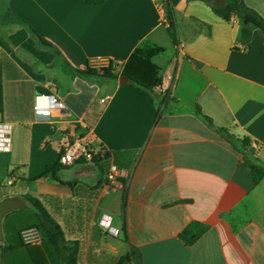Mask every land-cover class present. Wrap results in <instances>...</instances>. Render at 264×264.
Segmentation results:
<instances>
[{
  "label": "crops",
  "instance_id": "0c3cea01",
  "mask_svg": "<svg viewBox=\"0 0 264 264\" xmlns=\"http://www.w3.org/2000/svg\"><path fill=\"white\" fill-rule=\"evenodd\" d=\"M164 1L0 0V122L10 127L0 264H64L27 197L60 229L62 253L77 243V264H115L126 252L131 264H264V178L254 184L234 148L247 137L264 163V37L254 30L243 47L237 19L168 0L174 44ZM243 1L264 19V0ZM144 42L163 49L152 58L161 77L153 94L81 73L124 63ZM50 95L65 111L48 122L33 107L47 109ZM89 131L91 148L108 155L103 172L85 160L47 173ZM111 168L126 173L117 188ZM106 217L117 236L100 226ZM191 223L207 229L187 246L180 235Z\"/></svg>",
  "mask_w": 264,
  "mask_h": 264
},
{
  "label": "trees",
  "instance_id": "16d2710c",
  "mask_svg": "<svg viewBox=\"0 0 264 264\" xmlns=\"http://www.w3.org/2000/svg\"><path fill=\"white\" fill-rule=\"evenodd\" d=\"M205 3L211 11L220 19L225 22H230L233 18L239 22V43L241 46H245L252 39V33L254 30H258L264 37V19L249 8L243 0H198ZM164 19L167 25L168 33L174 44H177L176 36L174 33V21L173 13L168 0L163 2ZM32 37L37 40L42 46L50 47L51 44L47 40L40 38L28 28ZM239 50V48H236ZM163 49L155 46L149 42L142 43L136 48L130 55L129 59L124 63L117 61H108L105 66L98 68L87 67L81 73L84 75H91L108 80H118L121 77L127 79L126 85L135 87L136 89L153 94L154 88L161 85V77L159 75V68L152 62V58L161 54ZM194 113L198 116L208 127L219 133L220 135L232 140L226 129L216 128L213 126L212 121L205 115H203L196 107ZM250 146V140L247 137L241 138V143L236 141V151L242 155L243 163L249 170L250 179L254 184H259L264 178V163L260 160L253 158L248 148ZM91 162L103 172V163L106 161L108 155L102 149L97 151L90 148ZM80 161H85L82 158ZM63 167L57 162L55 166L50 168L47 173L55 174ZM27 201L31 204L37 213V217L41 225L48 230V237L55 246L58 256L61 258L64 264H77L78 245L76 242H71L70 247L64 249L62 253V246L68 244L60 229L50 219L49 215L42 207L39 201L27 197ZM123 208V205H122ZM207 227L198 223H191L180 235L181 240L187 246L192 245L205 231ZM134 252H126L122 256L118 257L115 264H131L135 259Z\"/></svg>",
  "mask_w": 264,
  "mask_h": 264
},
{
  "label": "built area",
  "instance_id": "2783aa9c",
  "mask_svg": "<svg viewBox=\"0 0 264 264\" xmlns=\"http://www.w3.org/2000/svg\"><path fill=\"white\" fill-rule=\"evenodd\" d=\"M49 99V106L47 109L42 110L38 105H34L33 110L37 115L38 119L43 121L51 120V112L57 111L63 113L65 111V105L63 101L55 96H47ZM102 100L101 102H103ZM95 138L93 134L89 131L81 137H73L69 140L66 145L62 148L59 157L58 163L62 167H69L74 165L76 162L84 158L86 161L91 162V152L90 148L94 143ZM10 143V127L0 122V151H6ZM126 173L124 171L116 170L111 168L106 174V180L111 187L117 188L120 186L119 179L125 178ZM110 217H106L100 222V226L105 231H109L112 235L117 236L118 230H115L110 227Z\"/></svg>",
  "mask_w": 264,
  "mask_h": 264
},
{
  "label": "water",
  "instance_id": "95a60500",
  "mask_svg": "<svg viewBox=\"0 0 264 264\" xmlns=\"http://www.w3.org/2000/svg\"><path fill=\"white\" fill-rule=\"evenodd\" d=\"M127 82V79L124 78V77H121L119 78V83L123 84V83H126ZM40 91H42V89H40ZM5 212V209L3 208H0V216Z\"/></svg>",
  "mask_w": 264,
  "mask_h": 264
},
{
  "label": "rangeland",
  "instance_id": "374dc122",
  "mask_svg": "<svg viewBox=\"0 0 264 264\" xmlns=\"http://www.w3.org/2000/svg\"><path fill=\"white\" fill-rule=\"evenodd\" d=\"M101 65H99V67H100ZM102 80V79H101Z\"/></svg>",
  "mask_w": 264,
  "mask_h": 264
}]
</instances>
